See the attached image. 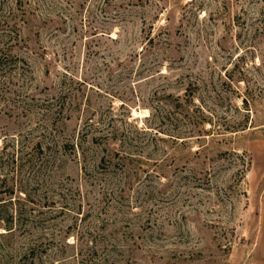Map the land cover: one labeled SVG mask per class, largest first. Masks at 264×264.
I'll return each instance as SVG.
<instances>
[{"label": "rangeland", "instance_id": "1", "mask_svg": "<svg viewBox=\"0 0 264 264\" xmlns=\"http://www.w3.org/2000/svg\"><path fill=\"white\" fill-rule=\"evenodd\" d=\"M0 264H264V0H0Z\"/></svg>", "mask_w": 264, "mask_h": 264}]
</instances>
